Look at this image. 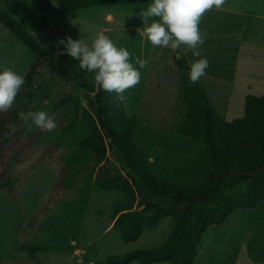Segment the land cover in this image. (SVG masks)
<instances>
[{
  "label": "rangeland",
  "instance_id": "374dc122",
  "mask_svg": "<svg viewBox=\"0 0 264 264\" xmlns=\"http://www.w3.org/2000/svg\"><path fill=\"white\" fill-rule=\"evenodd\" d=\"M150 3L125 1L71 11L57 0H0V10L10 11L44 45L69 35L91 44L103 31L131 57L139 48L146 67L138 65L140 82L125 90L123 99L116 93L119 113L123 120L134 116L168 132L187 116L182 75L189 69L181 66V60L199 58L183 45L177 50L155 47L137 32L143 23L136 14ZM199 28L205 40L200 51L210 65L200 83L216 112L233 119L244 113L248 93L264 92V0H225L221 8L203 15ZM5 63L24 77L22 89L29 92H19L10 110L0 113V124L10 119L0 126V162H9L0 173V178L8 179L0 188V264H100L111 255L162 244L173 227L169 216L127 241L114 226L116 208L124 197L95 188L102 169L109 175L123 170L110 150L98 165L86 163L83 143L95 137L77 123H87L90 117L87 103L100 87L94 74L87 72L85 78L93 81V88L83 74L59 76L47 63L38 62V56L0 21V64ZM28 110L46 112L57 127L44 132L34 124L25 126L17 113ZM72 117L76 122L68 127ZM51 133L54 137L46 142ZM143 146L161 176L180 178L189 173L181 154L171 156L151 137ZM211 206H194L191 222L200 209ZM197 250L193 264H264V199L210 225Z\"/></svg>",
  "mask_w": 264,
  "mask_h": 264
},
{
  "label": "trees",
  "instance_id": "16d2710c",
  "mask_svg": "<svg viewBox=\"0 0 264 264\" xmlns=\"http://www.w3.org/2000/svg\"><path fill=\"white\" fill-rule=\"evenodd\" d=\"M57 1L71 11L125 1L152 2ZM0 21L38 56V62L47 63L61 77L83 74L85 80L87 71L79 67V61L61 56L56 44L44 45L10 11L0 10ZM63 47L61 45L59 50L62 51ZM138 50L135 48L131 59L137 69L134 58H140ZM181 66L189 69L187 61L181 60ZM188 73L182 75L187 116L178 128L163 132L148 123L138 122L134 116L123 120L116 104V92H107L101 87L87 103L88 122L77 123L95 137L83 143L88 151L87 164L94 162L98 165L110 150L122 167L119 175H109L102 169L95 179L97 190L120 194L125 199L116 208L114 221V226L120 228L121 237L127 241L136 240L145 229L159 226L163 217L169 216L173 220L171 233L162 244L111 255L100 264H126L135 259L138 264L161 261L193 264L202 234L210 225L223 223L235 210L253 207L264 199V92L248 93L244 113L228 120L216 112L200 80L192 84ZM85 82L93 88L91 79ZM8 120L5 119L0 126L7 124ZM73 122L76 117H72L68 127ZM53 137L54 133H51L46 142ZM148 137L157 140L171 156L181 154L186 158L189 173L180 178L157 173L151 166L148 148L143 146ZM195 155L198 159L194 161ZM8 165V161L0 162L1 174ZM6 181L8 179L0 178V188ZM209 204L212 206L196 213L192 223L189 219L193 213L191 209ZM254 261L259 259L255 257Z\"/></svg>",
  "mask_w": 264,
  "mask_h": 264
},
{
  "label": "clouds",
  "instance_id": "9594fccd",
  "mask_svg": "<svg viewBox=\"0 0 264 264\" xmlns=\"http://www.w3.org/2000/svg\"><path fill=\"white\" fill-rule=\"evenodd\" d=\"M225 0H152L146 9L136 15L142 19V29H137L151 45L177 50L182 45L192 51L189 60L188 79L197 83L206 75L210 66L206 57H202L200 46L205 42L199 24L203 15L219 9ZM63 50L60 51V46ZM55 47L61 56L67 55L79 61L82 70L94 74V82L107 92H116L123 99L125 90L140 82L141 73L130 62L133 59L124 47H118L103 31L98 32L91 44L83 39L74 40L70 35L57 41ZM135 64L140 69L146 67L144 60L135 57ZM0 113H6L12 107L15 98L22 89L25 79L9 68L6 63L0 64ZM20 121L25 126L33 124L44 132L53 131L57 125L44 111H19Z\"/></svg>",
  "mask_w": 264,
  "mask_h": 264
},
{
  "label": "water",
  "instance_id": "95a60500",
  "mask_svg": "<svg viewBox=\"0 0 264 264\" xmlns=\"http://www.w3.org/2000/svg\"><path fill=\"white\" fill-rule=\"evenodd\" d=\"M20 92H22V93H26V92H29V90H23V89H21Z\"/></svg>",
  "mask_w": 264,
  "mask_h": 264
}]
</instances>
